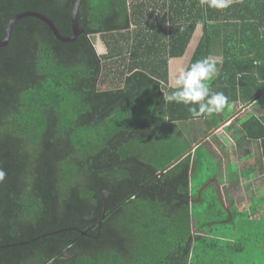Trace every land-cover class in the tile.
I'll return each mask as SVG.
<instances>
[{
  "label": "trees",
  "instance_id": "16d2710c",
  "mask_svg": "<svg viewBox=\"0 0 264 264\" xmlns=\"http://www.w3.org/2000/svg\"><path fill=\"white\" fill-rule=\"evenodd\" d=\"M75 1L0 0V39L26 10L71 35ZM152 5H167L171 22H203L204 59L222 52L229 20L264 38V0L225 9L201 0H81L84 32L72 42L39 18L17 20L0 47V264H264L256 223L264 195L241 208L230 194L226 205L211 182L199 196L211 179L239 186L240 173L219 167L208 139L223 120L193 118V105L164 99L175 90L166 88L168 26L151 23ZM116 58L128 59L124 69ZM111 73L122 84L102 89ZM207 83L227 98L230 89L213 84L240 85L242 99L264 106V57L226 56ZM199 120L207 129L193 140L185 130ZM251 123L243 137L260 139L264 158V123Z\"/></svg>",
  "mask_w": 264,
  "mask_h": 264
},
{
  "label": "crops",
  "instance_id": "0c3cea01",
  "mask_svg": "<svg viewBox=\"0 0 264 264\" xmlns=\"http://www.w3.org/2000/svg\"><path fill=\"white\" fill-rule=\"evenodd\" d=\"M150 10L151 15L149 19L152 21L151 23L155 25L165 23L168 26V81L166 83V88H174L173 85L177 75L181 71H186L191 64L205 57L203 22H171L167 5H152ZM225 25L227 30L223 35L224 45L222 52L210 54L208 57L210 62H214L215 64L217 75L220 72L221 65L226 56L250 52V55L257 54L264 57V38L259 37L255 31H251L250 28H248V24L240 20H229L225 22ZM101 47L102 49L99 53L107 51L102 39ZM114 61H116V65L118 68L120 67V70L124 69L128 64V59L121 61V58H116ZM216 76L213 78V81ZM238 77H240V75ZM120 82V73L119 75L111 73L107 78H103L102 89L112 86L111 84L114 86L115 83L119 85ZM121 84L122 83H120V85ZM251 86L252 84L250 82L247 84L244 83V91H250ZM213 87L215 92L218 89H230L228 103L225 105L227 111L224 107L221 111L213 113L214 118L217 117L223 120L219 126L209 131L213 132V135L208 137V139L212 143L214 155L221 159H219L218 162L222 165H228L229 162L237 163L238 167L236 170L240 173L239 185H249L251 198L256 199V197L264 195L254 192L256 191V185L264 183V158L262 156L261 140H253L248 136L243 137V134L247 131L245 126L251 129L253 118H257L264 123V106L253 100L248 101L242 99L240 85L237 87H227L222 83H218V86L214 83ZM225 114L227 118H225ZM182 125L183 123L181 126ZM185 133L189 137V133L191 132L187 128ZM248 172L251 173L247 174Z\"/></svg>",
  "mask_w": 264,
  "mask_h": 264
},
{
  "label": "clouds",
  "instance_id": "9594fccd",
  "mask_svg": "<svg viewBox=\"0 0 264 264\" xmlns=\"http://www.w3.org/2000/svg\"><path fill=\"white\" fill-rule=\"evenodd\" d=\"M209 6L217 9L230 7L232 0H201ZM217 75L214 62L208 58L201 59L191 64L186 71H181L174 81L172 91L165 90L164 99L167 102L193 105L189 112L193 118H199L205 114L221 111L228 103V98L223 93H211L207 81ZM5 173L0 170V181Z\"/></svg>",
  "mask_w": 264,
  "mask_h": 264
},
{
  "label": "rangeland",
  "instance_id": "374dc122",
  "mask_svg": "<svg viewBox=\"0 0 264 264\" xmlns=\"http://www.w3.org/2000/svg\"><path fill=\"white\" fill-rule=\"evenodd\" d=\"M96 46H97L98 51L101 52V49H102L101 38L99 36L96 37ZM146 113H147V110L141 111L142 116H145ZM188 127H190V129H192L191 131L189 130L191 132V133H189L190 134L189 136L191 138H193V140L201 138L202 136H204L203 131H205V129H207V125L205 126L204 123L202 122V120H199V121L195 122L194 124L189 125ZM213 154H214V150H213ZM216 158L218 160L220 159L219 157H216ZM223 165L220 164L219 167H221V169H223L224 171L229 170L230 166H231V168H234V169H236L238 167L236 162H232V163L229 162L228 165L227 164H223ZM207 175H208L207 172H202L201 175L193 182L194 186L201 183L203 180H205ZM248 190H249V187H245L242 185H239V186L233 188L231 183L229 181H227L226 184L221 186V193H222L223 201L225 202L226 205H229V195L233 194L234 198L237 202H243V201L245 202V204L241 203V208H243L244 205L248 206V203H250L253 206L255 204L256 200H254L253 198L250 200L251 193H250V190L249 191ZM254 192L264 194V183H260V184L256 185V191H254ZM260 209H261L260 210L261 214H264V207H261ZM252 217H253V215H252ZM260 218H261V216L256 217V223H261V230H263L264 229V220L260 221ZM221 230L222 229H220V226H216L214 232L220 233Z\"/></svg>",
  "mask_w": 264,
  "mask_h": 264
},
{
  "label": "water",
  "instance_id": "95a60500",
  "mask_svg": "<svg viewBox=\"0 0 264 264\" xmlns=\"http://www.w3.org/2000/svg\"><path fill=\"white\" fill-rule=\"evenodd\" d=\"M81 0H76L73 10H72V14H71V24H72V34L71 35H63L58 27L56 26V24L45 14L38 12V11H34V10H26V11H22L19 12L17 14H15L14 16H12L9 21L6 24L5 30H4V36L2 39H0V47H4L6 46L9 41H10V37H11V31L13 28L14 23L24 17H36L41 19L43 22H45L52 30V32L54 33V35L63 42H72L74 40L77 39V37L84 32V28L79 24L78 20H77V14H78V10H79V6H80ZM171 166V165H169ZM195 168V166H194ZM193 168V170H194ZM192 170V172H193ZM211 182H215L218 189H219V194L221 199L222 198V193H221V184L218 180L216 179H211L210 181H208L200 190L199 192V196H201L202 191L211 183ZM104 217V216H103ZM102 220V219H101ZM101 220L99 221V223H101ZM83 234H86V232L84 231ZM10 245H16V244H9V245H3L1 247L4 246H10Z\"/></svg>",
  "mask_w": 264,
  "mask_h": 264
}]
</instances>
